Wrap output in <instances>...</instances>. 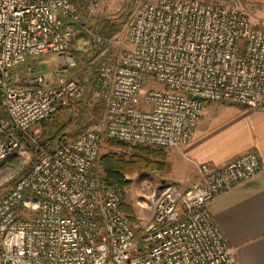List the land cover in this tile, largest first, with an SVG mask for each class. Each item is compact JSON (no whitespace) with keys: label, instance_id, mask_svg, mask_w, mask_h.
Segmentation results:
<instances>
[{"label":"built area","instance_id":"built-area-1","mask_svg":"<svg viewBox=\"0 0 264 264\" xmlns=\"http://www.w3.org/2000/svg\"><path fill=\"white\" fill-rule=\"evenodd\" d=\"M81 1L0 0V167L28 153L21 134L36 141V124L83 96L72 23L95 19L104 0ZM85 30L109 48L122 42ZM125 41L98 71L103 131L39 146L29 170L0 189V264H239L210 205L261 171L257 151L196 163L195 183L162 182L139 196L134 216L121 210L118 184L101 181L98 160L103 132L181 149L208 102L264 109V23L230 3L152 0L131 14Z\"/></svg>","mask_w":264,"mask_h":264},{"label":"rangeland","instance_id":"rangeland-1","mask_svg":"<svg viewBox=\"0 0 264 264\" xmlns=\"http://www.w3.org/2000/svg\"><path fill=\"white\" fill-rule=\"evenodd\" d=\"M146 1H152V0H104L103 7L101 11L98 13L96 18H104V17H110L115 14H118L119 12H122L126 9L128 4H133V11L142 3ZM220 1L224 3H230L239 6L242 10H244L249 19L254 24H260L264 23V0H215ZM131 16V15H130ZM126 34H127V28H125L122 32H120L118 35L119 39L122 40L120 44H112L110 46V49L112 50L111 53H116L117 51H122L125 47H127L126 43ZM80 41V40H79ZM77 46V45H76ZM89 48V45H87L83 51L87 50ZM82 51V50H81ZM81 52H77L76 60L78 61V56ZM79 63V62H78ZM51 66L54 65V62L50 63ZM85 78V90L82 96V99L86 100L85 104H88L90 108L99 107L96 113H91L92 117L91 119H83V112L78 107V105H73L70 108H66L59 112L56 119L48 121L49 125L46 126L45 122L47 123V120L44 123H39L34 126L30 134L35 140H44L46 135V131L44 130L46 128L53 127V132L55 135L51 134L48 135V137H53L51 148H56L57 146L63 144L64 142H67L71 138H73L80 130H82L85 126L86 127H94L100 131H103L102 127V118H103V102L100 100L96 94V92L88 99H86V94L88 89L86 88V82L88 81V76L85 74L83 79ZM154 86L157 87H163L161 83L154 81ZM208 104H215L213 107L212 105H209L205 109L204 116L202 115L201 121L199 123V126L202 125L203 119H204V125H208L211 123H215V125L219 126L217 128V133L214 134L209 141L213 144L214 149L224 150V149H231L235 147L237 144V135L235 133V128L239 125V121L236 119V115L232 110L227 109L222 114H218L216 119L212 118V115L218 112V110L225 105H228L225 102H208ZM264 110V109H263ZM210 119L212 121L210 122ZM49 120V119H48ZM223 125L224 127H222ZM107 138L116 141V142H122V144H125L127 146H132L135 144H129L126 142H123L121 140L110 138L107 136ZM111 140H103L100 155H99V172L100 175H104V170L102 167V164L100 162V157L103 153L108 151H117L122 152L124 151L121 147V145H111ZM140 145V144H139ZM147 146V145H142ZM153 147L156 149L163 150L165 152V158L164 163L166 164L164 167L156 165L153 169L150 170H135V171H128L125 174L126 177V183H123L121 187L119 186L121 193H122V205L121 210L130 216H134L137 211V205L136 201L138 200L139 196H142L144 193H149L154 190V188L162 182H175L177 184H181L182 186L184 183L187 182V174L188 171L184 170V164H190L191 166H194L193 163H191L190 160H187L184 156V148L178 149V148H164V147H154V146H148ZM35 159V153L32 152L30 149L28 150V153L24 156H15L13 158H10L5 162V164L0 167V189L5 190L6 188H10L16 180H18L23 174H25L32 162ZM195 167V166H194ZM163 182V183H164Z\"/></svg>","mask_w":264,"mask_h":264},{"label":"crops","instance_id":"crops-1","mask_svg":"<svg viewBox=\"0 0 264 264\" xmlns=\"http://www.w3.org/2000/svg\"><path fill=\"white\" fill-rule=\"evenodd\" d=\"M227 104L212 118L220 116L221 109L223 112L229 109L235 113L239 121L235 128V147L215 150L209 139L217 133L219 126L214 122L204 125L203 119L202 125L194 130L191 140L183 147L184 156L195 166L184 164V170L188 171V180L184 183L186 186L170 183L188 188L199 178L196 163L220 165L246 151H257L261 159V171L251 180L217 197L211 203L210 210L216 224L235 248L239 264H264V110ZM209 105L215 107V104L206 103L203 117Z\"/></svg>","mask_w":264,"mask_h":264},{"label":"trees","instance_id":"trees-1","mask_svg":"<svg viewBox=\"0 0 264 264\" xmlns=\"http://www.w3.org/2000/svg\"><path fill=\"white\" fill-rule=\"evenodd\" d=\"M74 1H76L79 7L84 5L81 0ZM132 10L133 4H128L125 10L113 16L95 18L86 22L85 24L72 23V25L75 27V30H78V32L73 39L74 45L72 46L71 50L74 55L77 54V52L81 53L78 56V66L71 70V74L80 76L82 78L85 76V74L88 76V81L86 82V88L88 89L86 99L90 98L98 90V71L101 63L103 61L113 59L114 54L111 53L112 50L107 44H99L93 41V39L87 34L85 28L101 35L105 39L112 38L128 27ZM65 21L68 22V19ZM82 38H89L90 40L89 48H87L85 51H79L76 48L78 41ZM85 103L86 100L81 98L79 101L72 103L67 108L77 104L83 112V119H91V113H96L99 107L95 106L94 108H90L88 104ZM64 109L66 108L59 107L53 114L48 116L41 123H44L47 120V123L45 122V124L46 126L49 125L48 121L50 122V120L56 119L59 112ZM52 128L53 127H45L44 130L46 131L47 136H44V140L33 141L30 136L26 134H21V139L25 145L35 154L38 153L39 146L47 147L52 150L53 148H51V143L55 136L48 137V135L51 134L55 135ZM85 128L87 127L85 126L82 130ZM82 130H80V132ZM103 140L106 141L111 139L107 138L106 133L103 132L102 141ZM110 144L117 146L121 145L124 151H108L101 155L100 162L104 170V175L101 178L103 183H117L121 187L123 183H126L125 174L128 171L150 170L156 165L161 167L166 165L164 163L165 152L163 150L142 146L139 144L127 146L122 144V142H116L113 140H111Z\"/></svg>","mask_w":264,"mask_h":264}]
</instances>
